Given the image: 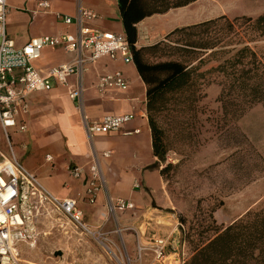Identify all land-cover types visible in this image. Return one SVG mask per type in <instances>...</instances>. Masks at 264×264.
I'll return each mask as SVG.
<instances>
[{
	"label": "rangeland",
	"instance_id": "374dc122",
	"mask_svg": "<svg viewBox=\"0 0 264 264\" xmlns=\"http://www.w3.org/2000/svg\"><path fill=\"white\" fill-rule=\"evenodd\" d=\"M50 28L51 25L43 19H38L35 26L37 31L51 32ZM189 39L193 40V37L187 38L183 34L168 40L164 38L162 41L168 46L166 54L169 58H185L186 54L180 50L183 48L182 44ZM255 47L264 55V38L257 42ZM149 60L154 62L157 58L150 56ZM216 66L217 64L212 62L204 66L201 72ZM213 78L208 77L209 80ZM203 89L206 98L200 103V109L202 108L204 113L199 114L195 121L191 140L182 138L178 124L180 120L173 119L177 116L176 113L164 114L161 118L168 131V151L164 162L155 159L156 168L150 169L156 172L152 180L154 198L149 190L143 188L142 183H138V187L134 188L138 193L137 198L150 200L149 209H154V213L159 216L154 225L156 228L145 224L135 227L133 220L138 219H135L133 210L117 212L118 218L126 227H118V231L113 227L116 231L114 241L106 237L102 239V236L96 234L90 237L68 235L63 238L60 232L49 231L42 225L35 241L19 246L23 264H155L151 253L154 238H165L169 244L172 239L184 242L186 262L191 258L199 241L203 242L213 236L214 228L224 229L248 212L264 210V108L261 105L251 107L237 122L238 131L233 130L217 139L215 129L207 120L220 113V105L217 102L220 88L209 82ZM58 90L66 94L65 88L57 87L53 91L33 95H39V100L33 104V117L28 125L30 130L11 136L16 155H21L26 148L25 153H29V147H34L33 141H44L51 135V130L46 127L38 134L34 130L38 131L45 119L55 113L51 100L53 96L58 97ZM74 105L78 108L77 103ZM55 108L58 109L57 106ZM237 133L243 134L246 139ZM23 139L26 140L24 143ZM0 146L8 152L1 131ZM50 150L48 146L38 145L35 155L45 156V153L52 151ZM117 175L112 183L117 190L125 192V178L119 172ZM139 202L141 206V200ZM110 218L117 219L113 212H110ZM142 220L151 223L154 219L142 217ZM208 225L212 230L203 233ZM174 226H177V230L170 235L169 232ZM125 234L131 236V245H127ZM126 246L130 249L127 250ZM166 254V262L174 264L172 248L169 247ZM242 262L264 264V255L255 261L247 258Z\"/></svg>",
	"mask_w": 264,
	"mask_h": 264
},
{
	"label": "crops",
	"instance_id": "0c3cea01",
	"mask_svg": "<svg viewBox=\"0 0 264 264\" xmlns=\"http://www.w3.org/2000/svg\"><path fill=\"white\" fill-rule=\"evenodd\" d=\"M36 1L7 0V33L17 47H22L31 38L39 36L74 34L75 27L57 23L53 13L72 17L80 9L91 10L97 15V19L91 23L93 27L124 35L118 0H47L50 3V12L34 14V10L37 9ZM263 14L264 0H196L187 6L170 9L163 14L145 17L136 25L137 43L135 47L140 49L151 46L162 41L175 29L196 25L222 16L228 19L244 16L256 18ZM38 19H43L45 23L50 24L51 32L35 30ZM208 54L210 52L202 59ZM72 57V54L61 49H44L33 66L39 72L45 73L49 68L69 62ZM197 64L198 62L193 63L192 66ZM114 71H119L124 75L128 81V89L124 92L111 90L104 95H99L95 89L97 76ZM73 80L72 77L70 81ZM82 81L83 96L81 101L77 102L78 108L74 105L76 102H72L68 98L67 93L58 90V97L53 96L51 100L55 113L45 119L43 126L38 131L34 130L38 134L42 128L46 127V129L51 130V135L44 141L39 140L37 143L33 141L34 147H29L31 149L29 153H25L26 148L21 155L16 156L24 168L37 177L39 183L48 193L58 199H75L78 201V207L83 212L84 221L93 233L102 236V239L106 237L114 241L116 231L113 230V227L118 231V227L126 226H123L124 224L118 218L117 212H115L116 220L110 218V212L107 209L110 198L130 201L134 205L132 212L135 219H138L133 220L135 227H140L142 224L153 227L159 217L154 213V209H149L150 200L146 201L144 197L137 198L138 193L134 191V185L142 183L143 188L149 190L154 198L152 180L155 178L156 172L148 169L155 163V158L152 154L151 133L146 117V87L133 63L125 64L121 60L110 61L106 58L89 66L82 74ZM33 95L28 99L29 112L25 118L27 131L30 130L28 125L33 117V104L39 100V95L35 97ZM56 106L58 109L55 108ZM82 114L88 118L90 123H98L109 115L133 114L135 118L117 133L89 138L80 122ZM134 129H139L140 133L136 135L125 134ZM23 140L24 143L26 140ZM25 145L27 144L25 143ZM38 145L39 147H50L52 151L45 153V156L49 154L52 157V162H47L43 155L36 157L35 149ZM103 152H110L109 158L102 157ZM95 156L103 171L105 189L98 195L95 204L88 205L80 200L84 190L83 183L70 178L68 168L78 166L87 169ZM117 172L125 178V192L117 190L112 183L113 179L118 176ZM139 200L142 202L141 206ZM142 217H152L154 220L149 223L142 220ZM48 227L49 224H45L44 228L48 229ZM154 227L156 228V226ZM174 227L170 230V235H173L177 230V226ZM60 235L63 238L68 235L75 236L73 234H61V232ZM137 235L140 238V234ZM125 236L127 245H131L133 242L131 236L126 234ZM180 241L171 240V256H175V246ZM126 249L129 250L130 247L126 246Z\"/></svg>",
	"mask_w": 264,
	"mask_h": 264
},
{
	"label": "built area",
	"instance_id": "2783aa9c",
	"mask_svg": "<svg viewBox=\"0 0 264 264\" xmlns=\"http://www.w3.org/2000/svg\"><path fill=\"white\" fill-rule=\"evenodd\" d=\"M34 14L50 12L47 0H37ZM7 0H0V131L8 152L0 146V264H23L19 246L35 241L39 226L49 224V231L73 234L77 237L94 236L84 221L83 212L75 199H58L48 193L37 177L27 171L14 152L12 135L27 132L26 116L29 112L28 99L32 94L49 92L56 87L65 88L72 102H80L83 96L82 74L99 60H121L132 62V49L125 35L102 31L91 25L97 15L87 9H80L75 16L53 13L57 23L74 26V34L59 36L44 35L31 38L22 47H17L7 33ZM44 49H61L73 55L62 65L41 73L34 68ZM73 81H70L71 78ZM95 89L99 95L111 90L124 92L128 81L119 71L99 74ZM78 104V103H77ZM133 114L109 115L98 123H90L85 115L80 122L89 138L117 133L130 123ZM134 129L126 135L139 134ZM110 152L102 157L109 158ZM47 162L52 157L45 156ZM68 176L81 181L84 190L80 200L88 205L96 203L98 195L105 189V178L95 156L87 169L78 166L68 168ZM138 184L134 185L137 188ZM109 212H126L134 209L130 201L109 199ZM183 229V227L181 226ZM169 241L154 238L151 253L155 264H169L166 261ZM174 264L185 263V243L175 246Z\"/></svg>",
	"mask_w": 264,
	"mask_h": 264
},
{
	"label": "trees",
	"instance_id": "16d2710c",
	"mask_svg": "<svg viewBox=\"0 0 264 264\" xmlns=\"http://www.w3.org/2000/svg\"><path fill=\"white\" fill-rule=\"evenodd\" d=\"M194 1L118 0L124 35L132 49V62L146 87L145 109L152 154L159 162H164L168 151V131L162 124V116L176 113L173 119L180 120L182 138L191 140L195 121L204 113L200 103L206 98L203 91L206 83L220 88L217 99L220 113L207 120L215 129L217 139L233 130L238 131L237 122L251 107L261 105L264 108V55L255 47L264 38V14L256 18L222 16L175 29L165 40L179 34L193 37L182 44L180 51L186 54L182 60L169 58L165 41L136 49V25L145 17L163 14ZM208 52L211 53L202 59ZM150 56L157 61L151 62ZM194 62L198 64L192 66ZM210 62H216L217 66L201 72ZM212 76L214 78L209 80ZM238 135L246 139L243 134ZM151 168H156V164L148 169ZM211 230L208 225L203 233ZM213 232V236L199 241L184 264H244L242 260L255 261L264 255V210L248 212L230 226L214 228Z\"/></svg>",
	"mask_w": 264,
	"mask_h": 264
}]
</instances>
